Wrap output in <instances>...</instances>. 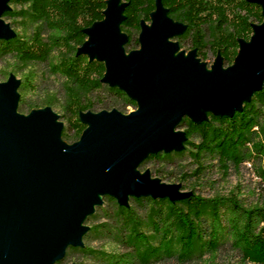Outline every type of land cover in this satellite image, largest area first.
Returning a JSON list of instances; mask_svg holds the SVG:
<instances>
[{
	"label": "water",
	"instance_id": "obj_1",
	"mask_svg": "<svg viewBox=\"0 0 264 264\" xmlns=\"http://www.w3.org/2000/svg\"><path fill=\"white\" fill-rule=\"evenodd\" d=\"M8 1L0 0V38L16 34L2 17ZM254 1L264 8V0ZM108 3L106 17L84 29L89 39L79 51L104 60L103 80L137 99L138 109L82 111L88 125L69 143L52 106L18 110L21 79L14 72L0 82V264H55L69 246H83L84 222L105 195L127 206L132 196H190L181 184L142 172L140 163L152 152L184 147V116L232 115L263 87L264 21L254 23L250 40L241 39L233 64L225 66L219 53L210 72L196 49L186 52L173 39L186 25L162 0L151 25L141 20V46L130 51L121 29L127 2Z\"/></svg>",
	"mask_w": 264,
	"mask_h": 264
},
{
	"label": "trees",
	"instance_id": "obj_2",
	"mask_svg": "<svg viewBox=\"0 0 264 264\" xmlns=\"http://www.w3.org/2000/svg\"><path fill=\"white\" fill-rule=\"evenodd\" d=\"M123 1L127 3L121 29L128 35L125 48L130 51L141 46V20H151L156 0ZM162 1L168 14L186 25L173 37L180 47L196 49L201 60L207 59L210 51L220 53L225 66L235 62L241 39H251L254 23L264 21V8L254 0ZM10 3L14 5L2 17L6 21L17 16L27 18L24 21L29 22L30 29L18 31L10 22L16 34L0 38V57L13 58L11 69H4V75L7 80L11 72L17 75L32 63L49 62L50 70L63 77V116L68 121L61 133L64 140L73 143L81 137L87 126L80 116L82 111L117 108L129 112V106L138 107L137 99L123 88L103 80L107 70L104 60L79 51L88 38L84 29L104 18L106 0ZM37 86L35 70L24 71L18 87L20 112L29 113L53 102L54 95L44 101L26 96L27 90H36ZM109 94L112 97L108 98ZM98 102L103 104L101 108H95ZM207 114L208 118L201 121L184 116L178 125L187 135L184 147L150 153L140 163V170L149 168L153 177L172 181L167 183H188L191 178H202L209 165L227 172L232 166L239 168L252 160L260 180L258 199L249 202L247 196L234 191L207 198L194 191L177 201L132 196L127 206L107 195V205H98L85 220L96 218L99 222L87 225L84 245L69 246L63 259H68L72 251H82L100 264H156L173 259L178 264H216L220 246L230 243L239 258L228 264H264V84L232 115ZM207 156L212 160L208 162ZM187 157L192 158L193 167L183 163ZM251 193L249 196H256V189ZM102 237H110L123 248L122 252H105L85 244L88 238Z\"/></svg>",
	"mask_w": 264,
	"mask_h": 264
},
{
	"label": "rangeland",
	"instance_id": "obj_3",
	"mask_svg": "<svg viewBox=\"0 0 264 264\" xmlns=\"http://www.w3.org/2000/svg\"><path fill=\"white\" fill-rule=\"evenodd\" d=\"M108 1L107 6L108 7ZM123 1V0H122ZM10 7H12L14 4L10 3V0L8 1ZM17 7H20V5H17ZM105 8V9H106ZM104 9V10H105ZM155 9L151 12V20L146 21L149 25L152 24L153 17L152 13ZM105 13V12H104ZM106 17V13L104 18ZM103 18V19H104ZM27 20V18H23L22 16H17L14 18H8L7 22H12L14 28L18 31H25L26 28L30 29V26H28L29 22H25L24 20ZM30 25V24H29ZM142 29V25H141ZM255 32V29H254ZM253 32V34H254ZM89 39V36L87 40ZM185 50L186 52H189L190 50H186L185 48H181ZM218 54H214L212 51L208 53V57L205 60H202L203 63H205L210 70H212L213 65L215 64V61ZM13 61V58L10 56H4L0 57V81L6 80V76L4 75V69L10 70L11 67L9 66L10 62ZM33 68L36 73V82H37V88L36 90L29 89L26 91V96L30 99H40L43 100L46 99L49 96L54 95L53 102L49 103L53 107V109L59 114V120L63 122V126L66 127L68 125L67 118L63 116L64 114V107L63 99H64V93H63V77L59 74L53 73L50 70L49 62H35L29 65L27 68H24L21 72L17 73V77L21 79V75L24 71H27L28 69ZM19 91V90H18ZM106 95V94H105ZM109 97H112L111 94H109ZM108 101V100H106ZM103 104L102 103H96L95 108H101ZM140 107V104L138 103L137 109ZM134 107L129 106V110H132ZM88 125V123H87ZM183 129V128H181ZM183 163L188 166V168L193 167L195 164H193V160L191 157H187L182 159ZM212 160L210 156H207V161L209 162ZM149 167H153L152 163L149 164ZM170 172V170H169ZM171 174V172H170ZM165 182H172L169 179H161ZM259 176L257 174V169L254 164V161H245L241 164L239 168L231 167L227 172H224V170L219 169L215 166H207L205 175L202 178H191L188 183L185 181L179 182L181 184V190L185 192H194L197 194H200L204 197H214L217 195H226L230 192H239L243 196H247L248 201H256L258 199L257 195V188L259 186ZM186 187L185 189H183ZM256 189V196H249L252 194V190ZM259 190V189H258ZM253 195V194H252ZM107 196V195H105ZM104 196V199L106 198ZM108 200L106 198V201L103 202L102 206L107 205ZM98 207V206H97ZM96 207V208H97ZM99 221L96 220V218L90 219L86 221L84 224L90 226L93 224L98 223ZM86 245H89L93 248H98L105 252H122L123 248L120 247L114 240H112L110 237H102V238H88L85 241ZM176 247H179V244H176ZM208 256V255H206ZM205 256V257H206ZM239 258V252L234 250L230 243H224L219 248L218 257L216 259V264H228L230 262L236 263ZM73 262H77L78 264H100L97 262L96 259L93 257H90L86 253H83L82 251H72L70 253V257L68 259H63L62 263L59 264H70ZM58 264V263H56ZM156 264H178L174 259L173 260H167L164 262H159ZM185 264H205L204 262H196L191 261L187 262Z\"/></svg>",
	"mask_w": 264,
	"mask_h": 264
},
{
	"label": "bare ground",
	"instance_id": "obj_4",
	"mask_svg": "<svg viewBox=\"0 0 264 264\" xmlns=\"http://www.w3.org/2000/svg\"><path fill=\"white\" fill-rule=\"evenodd\" d=\"M210 70V69H209ZM210 72H212V70H210Z\"/></svg>",
	"mask_w": 264,
	"mask_h": 264
}]
</instances>
